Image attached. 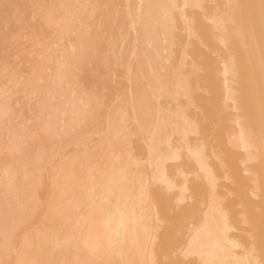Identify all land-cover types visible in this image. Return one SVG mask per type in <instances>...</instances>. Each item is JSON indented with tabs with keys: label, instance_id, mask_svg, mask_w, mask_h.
<instances>
[{
	"label": "bare ground",
	"instance_id": "bare-ground-1",
	"mask_svg": "<svg viewBox=\"0 0 264 264\" xmlns=\"http://www.w3.org/2000/svg\"><path fill=\"white\" fill-rule=\"evenodd\" d=\"M34 1L28 3H34L38 11V18L34 7L31 11L37 22L31 16L18 18L27 15L22 14L26 9L17 17L10 12L9 18L18 21H9L6 29L12 33L17 29L19 35L15 33V39L4 28L0 36V48L9 50L11 44L15 48L20 46L21 28L27 26L28 30H22H30L25 36L32 45L26 43L27 38L21 41L27 49L33 47L32 54H42L34 59L40 68L35 61V67L31 63L18 68L19 60L27 55L16 56L13 50L8 52L9 60L17 63V73L31 66L36 73L45 71V76L35 71L33 76L32 67L23 71L28 78L26 83L22 77L17 82L23 91L13 99L8 92L13 91L11 86H4L11 83L0 66L6 80L0 81L5 83L0 85L5 89L0 90V135L3 130L7 133L6 137L3 132L4 142L3 134L0 139L6 143L0 145V264H264V0H130L134 3L126 4L127 11L118 7L120 0ZM2 2L0 11L5 10ZM0 14L3 17L4 11ZM30 18L34 24L28 27ZM20 19L27 25L19 26ZM43 29H51L54 36L55 31L75 32L73 42L70 32V37L65 35L71 42L63 44L68 49H62L58 61L51 55L53 41L48 44L50 31L45 34ZM39 35L47 36L45 41L37 40L42 38ZM35 39L38 45L33 46ZM23 45L20 52L27 54ZM131 56L132 63L125 60ZM122 60L131 71L128 100L124 96L128 83L120 87L124 93L119 96L121 89L115 85L119 81L113 80L121 74L122 80L126 77V65L117 75L111 66ZM43 67L49 72L42 71ZM41 78L51 82L46 81L55 88L49 86L55 92L51 96L56 95L46 93ZM109 85L119 97L107 99ZM176 90L184 99L171 108L170 101L181 96ZM12 100L17 101L10 105ZM104 107L108 118L100 127L107 128L100 134L90 125L105 115L101 113ZM32 109L39 117L34 126L33 113L28 112ZM25 117L30 120L24 122ZM131 123L140 130L137 138L144 141L140 143L143 148L139 139L132 144L130 136L137 134ZM90 129L99 134H94L97 138H92V144L89 131L85 133ZM81 131L87 139H80L88 145L76 142L87 149L77 144L80 152L75 146V152L68 148L71 153L68 150L62 164L56 157L53 167L60 165L45 175L47 192H43L42 204L37 193L43 189L40 170L46 158ZM173 132L181 134V139H186L187 132L195 135L164 175L165 159L176 157L169 140ZM161 142L172 147L173 157L164 155L167 147L160 146ZM137 145L145 150L142 158ZM58 156L64 158L61 152ZM47 167L49 171L50 164ZM39 203L44 206L41 218L37 215L38 221L34 226L29 223L27 230V216L33 219ZM21 220L26 231L15 244L12 238Z\"/></svg>",
	"mask_w": 264,
	"mask_h": 264
},
{
	"label": "rangeland",
	"instance_id": "rangeland-1",
	"mask_svg": "<svg viewBox=\"0 0 264 264\" xmlns=\"http://www.w3.org/2000/svg\"><path fill=\"white\" fill-rule=\"evenodd\" d=\"M3 1L6 2L7 0H3ZM35 1H36V0H35ZM35 1H34V2H35ZM80 1L83 2L82 0H80ZM80 1H79V0H77V1L75 0L74 2H75V3H78V2H80ZM84 1H85V0H84ZM121 1H122V2H121ZM131 1H134V0H131ZM131 1H130V0H129V1H128V0H124V2H123V0H120L119 3H121L122 5L120 4L121 6L119 5L118 7H120V8L123 7V9H121V10L127 11L128 9H127L126 4H128V3H132V4H133L134 2H131ZM0 2H2V1H0ZM7 2H10L11 4H10V5H7V4H9V3H3V2L1 3V4H4L3 6H4V9H5V10L0 11V13L4 11L3 17H2V15L0 14V15H1V17H0V30H1V31H0V36L2 35L3 30H4L5 32H6V30H7V33H8L9 31H10L9 33H12L11 29H6V28L8 27V26H7V25H8V22H9V21L11 22V21H13V20L15 19V18H14L13 20H11L12 18H9V17L11 16V13H10V12H13V14H12L13 16H11V17H14L15 15H16V17H17L18 14H21V13L23 12L22 10L26 9V10H24V12L22 13V14H24V13L26 12V14H27V15H25L26 18H25V17L22 18V15H21V16H18V18H21L22 20H23V19L27 20V18L31 16L34 20H33L32 18H30V21L28 20L29 22H31V24H30V23L28 24V27H31V25L35 23V21H36V19L38 18L39 15H38V11H36V9H35V7H34V6H35L34 3L30 4V3H31V0H30V1H29V0H8ZM28 2H30V3H28ZM32 2H33V0H32ZM26 3H27V4H26ZM84 3H85V2H84ZM5 4L8 6V11H9L10 14L7 13L8 11H6L7 9H6V5H5ZM18 4L20 5V7H19ZM25 4H26V5H25ZM132 4H131V5H132ZM16 5H17V6H16ZM33 5H34V6H33ZM124 5H125L126 7H125ZM3 6H2V7H3ZM21 6H22V7H21ZM24 6H26L27 8L24 7ZM33 7H34V9H35V12H33V13L37 15V18H36V17L34 18L33 16H35V15L31 12L32 10L34 11V9H32ZM124 8H125V9H124ZM2 9H3V8H2ZM0 10H1V9H0ZM117 10H119V8H117ZM5 13H7V15H6ZM17 13H18V14H17ZM28 13H29V14H28ZM31 13H32L33 16L31 15ZM5 15H6V18H4ZM23 16H24V15H23ZM2 18H3V19H2ZM21 19L19 20V21H21L19 26H21V25L23 24V22H22ZM28 19H29V18H28ZM16 20H17V18L15 19V21H16ZM25 20H24V24H23L24 26H25V24L27 25V23H28V22H26ZM32 20H33L34 23L32 22ZM37 20H38V19H37ZM55 20L57 21V24H56V25H58V23L60 22V18L57 17ZM61 20H62L61 22H63V19H61ZM79 20H80V19L74 18V21H75L76 23H78ZM17 21H18V20H17ZM56 21H55V22H56ZM36 22H37V21H36ZM59 24H60V23H59ZM54 25H55V24H54ZM19 26H18V27H19ZM18 27H17V28H18ZM26 27H27V26H26ZM26 27H22V28L28 30L29 28H26ZM55 27H56V26H53V31L56 30ZM4 28H5L6 30H5ZM20 28H21V27H20ZM20 28H18V29L20 30ZM22 28H21V30H22ZM51 29H52V28H51ZM51 29H48V31H50L51 36H49L50 34H49V35L47 34L48 31H47L46 29H45L46 32L44 31V29H43L42 31H44L43 33L47 34V36L49 37V39L51 38L50 41L48 40V44H50L49 42H51V40L53 41V43L51 42L53 45L50 44V46L52 45L53 48H54L55 50H56V49H57V50L55 51V50H53L52 48H49V51H50V50H53V51H54V52L51 51V55H52V53H53V54H54V57H55V56L57 57V55H58L57 58L55 57V61H58V59H61V58H62V53H63V52H62V49H63V48H66L65 45H66V44L69 45V42H68V41H70V39L73 38L74 35L72 36V33L75 34V32H74V31H75V28L73 29L74 31H72V33L69 31V32L71 33V34H70L71 37H70V35H67L69 32H67V34H66V33H58V34H57L56 31L54 32V34H55V36H54L53 33L51 32ZM129 29H131V28H129ZM16 30H17V29H15V31L13 30V31H14L13 33H14V34H13V33H12V34H13L14 36H15V33L18 31V30H17V31H16ZM21 30H20V32H19V33H21V37H19V39L22 38V39H23V42H24V40L27 38V42H26V43L29 42V44H31V42H32V41H30L31 38L26 37L27 35H29L30 30H29L28 33H27L26 30H25V31H24V30L21 31ZM57 30H58V27H57ZM40 31H41V30L39 29L38 32H40ZM22 32H23V34H22ZM129 32H130V30H129ZM7 33H6V34H7ZM26 33H27V34H26ZM43 33H42V34H43ZM12 34H10V35L12 36ZM16 34L19 35L18 33H16ZM25 34H26V36H25ZM40 34H41V32H40ZM10 35H9V36H10ZM23 35H24V37H23ZM43 35H44V34H43ZM61 35H63L64 37H65V35H67V36L70 37V39H67V38H66L67 36H66V37H65V38L67 39V40H66V39H65L63 36H61ZM39 36H40V35H39ZM47 36H46V37H47ZM59 36H60V37H59ZM40 37H42V36H40ZM43 37H45V36H43ZM43 37H42V38L37 37V40H40V39L44 40ZM46 37H45V38H46ZM55 37H56V38H55ZM14 38L16 39V36H15ZM17 38H18V37H17ZM28 38H29V41H28ZM38 38H39V39H38ZM61 38H62V39H61ZM22 39H21V40H22ZM21 40H18V42H20V46H19V45L16 46V47L18 48V52H17L16 47L13 48V47H14V44H11V43H10V44H11V47H12L13 49L10 47V45H8V46L11 48V49L9 48V50H8V48H5V47H4V48H3V47L0 48V49L3 48V49L0 51V66H2L3 69H2V71H1V70H0V71L4 73V70H5V74H6V75H4L3 73H2V75L4 76L5 79H7V80L9 81V83H11V85L8 83V84H9L8 86H6L7 83H6V85H4V84H5L4 82H5L6 80L2 77V75H0V76L2 77V79H0V81H1V80L4 81V82H2V84H0V85H1V86L4 85L5 88L11 86V90L13 89V91H8V92H9V93L11 92V96H10V97H13V99H14V97L16 96L17 93H21L20 90L22 89V88L20 89V87H21L20 84H19L20 86L17 85V84H18L17 82H21L22 79H23V80H24V79L27 80L28 77L23 76V75L25 74L24 72L29 71L30 68L32 67V66H31L30 68L28 67L29 70L25 69L26 71H24V70H23L24 72H23V71H22V72H19V71H18V73H17V72H16V70H17V69H16L17 66H19L18 68H22V69L25 68V67L22 66V65L25 66V64H26V66H28V64L31 65V63H32V64L34 65L33 67H35L36 65L38 66L37 61H35L34 59H36L35 56H38V57H39V55H40V53H39V55L36 54V53L38 52V51H37V50H38V49H37L38 46H37L36 48L34 47V48L36 49L35 51H37L36 53L34 52V53L36 54V55H34V54H32L33 52H32V53L29 52V50H30L31 48L33 49V47H31L30 49H27V47H26L25 44H24L25 42L23 43ZM37 40L35 39V44H34L33 46H36V43H37V45H38ZM60 40H61V41H60ZM25 41H26V40H25ZM33 41H34V40H33ZM44 41H45V40H44ZM55 41H56L57 43H54ZM62 41H63V42H62ZM66 41H67L68 43H66ZM71 41H72V39H71ZM71 41H70V42H71ZM21 42H22V43H21ZM72 42H73V41H72ZM33 43H34V42H33ZM39 43H40V42H39ZM46 43H47V42H46ZM46 43H45V44H46ZM59 43L62 44V47H61V45H60ZM21 44H22V45L24 44L23 46H25V47H23V48L25 49V51H26V49L28 50V51H27V52H28L27 54H25L26 52L24 53V51H23V53H21L22 50H23V49H22V50L19 49V48L21 47ZM29 44H26V45L30 46ZM42 44L45 45L44 42H43ZM42 44H41V45H42ZM54 44H55V46H54ZM63 44H65V45L63 46ZM5 45H7V44H5ZM31 45H32V44H31ZM39 45H40V44H39ZM41 45H40V46H41ZM43 45H42L40 48H44ZM46 45H47V44H46ZM57 45H59V46L57 47ZM72 45H73V44H72ZM72 45L70 46V48L72 47ZM3 46H4V45H3ZM6 47H7V46H6ZM48 47H49V46H48ZM67 47H68V46H67ZM46 48H47V46H46ZM46 48H44V49H46ZM70 48H69V49H70ZM4 49H5V50H4ZM6 49H7V50H6ZM58 49H59V50H58ZM66 49H68V48H66ZM12 50H13V53H16V56H20V55L22 54V57H24L25 55H27V57L30 58V61H29V58H27L26 56H25L23 59H21V58H20L21 56H20V57H18V58H16V59H17V60H18V59H21L22 61L19 60V62H21V63H18L17 66L14 65V64H17V63L12 64V61L9 60V58L11 59V55L8 54V52H10V51L12 52ZM14 50H15L16 52H14ZM47 50H48V48H47ZM60 50H61V51H60ZM5 51H6V52H5ZM20 51H21V52H20ZM33 51H34V50H33ZM39 51H40V50H39ZM57 51H60V55H59V52H57ZM66 51H69V50H66ZM4 52H5V54H4ZM11 52H10V54H11ZM19 52H20V54H17V53H19ZM40 52H41V51H40ZM70 52H71V51H70ZM2 53H3V54H2ZM6 53H7V54H6ZM68 53H69V52H68ZM68 53H66L65 55H67ZM1 54H2V55H1ZM23 54H24V55H23ZM5 55H7V56L9 55L8 58H5V57H7V56H5ZM30 55H31V56H30ZM41 55H42V54H41ZM41 55H40V57H41ZM16 56H15V57H16ZM32 56H33V57H32ZM60 56H61V57H60ZM12 57H13V55H12ZM59 57H60V58H59ZM25 58H26V59H25ZM186 58H187V60H188V57H186ZM14 59H15V58H14ZM16 59H15V61H17ZM37 59H38V58H37ZM53 59H54V58H53V56H52V60H53ZM56 59H57V60H56ZM63 59H64V55H63ZM129 59H130V61H129ZM132 59L134 60V58H132V56H131V57H127V58H125V60H128V61L131 62V63L133 62ZM7 60H8V61H7ZM12 60H13V59H12ZM24 60H25V62H24ZM40 60H41V58H40ZM9 61H11V62H9ZM32 61H33V62L35 61L37 64L35 63V64H36V65H35ZM22 62H23L24 64H23ZM27 62H28V63H27ZM59 62H61V61H59ZM124 62H125V64H123V60H122V63H121V62H119V63H118V62H115V63H113L115 66H114V65H111V66H112V68H113L112 70H114L113 73L116 72L115 75H117V74L119 73L120 69H122V65H126V66L123 67V69L125 68V72L123 71V73H125V75H126L125 78H126V79H125L124 77H123L124 80H122V78H120V77L122 76V74L119 75V77H117V76H115V77L112 76V77L117 79V80H116V79H113V80H115V83H116V81H119V84H118V83L115 84V85L118 86V88H117L116 90H119V91H120V89H121V91L119 92V94H120V93H124V92H122L123 89L120 88V87H123V86H125V85L128 83V86H125V88H124V89H125V94H124V96H126V99L128 100V98H127V97H128V91H129L128 88H129V85L131 84V83H130L131 80L129 81V78H130V77H129L128 75H130V74L128 73V70H129V69H127V62H126V61H124ZM10 63H11V64H10ZM39 63H40V61H39ZM116 63H117V65L121 63V66H117ZM174 64H175V63H174ZM174 64H173V66H174ZM12 65H14V66H16V67H12ZM20 65H21V67H20ZM177 65H178V64H177ZM177 65H175V67H177ZM39 66H40V65H39ZM39 66H38V67H39ZM33 67H32V69H33ZM38 67H37V68H38ZM0 68H1V67H0ZM26 68H27V67H26ZM39 68H40V67H39ZM39 68H38V70H39ZM41 68H42V67H41ZM50 68H51V67H50ZM117 68H119V69H117ZM15 69H16V70H15ZM44 69H45L46 71H48V72H49V70H50L49 68L46 69V68L43 67L42 71H44ZM115 69H116V70H115ZM181 69H183V66H180L179 70L181 71ZM40 70H41V69H40ZM20 71H21V70H20ZM33 71H35V70H34V69H33V70H30V73L32 72V73H31L32 75H33V73H34ZM51 71H52V69H51ZM129 71H130V70H129ZM1 72H0V73H1ZM120 72H122V70H121ZM130 72H131V71H130ZM19 73H20V74L23 73V74L20 75ZM37 73H38V72H37ZM37 73H36V71H35L34 74H37ZM41 73H43L44 76H45V71H44V72H41ZM41 73H38L37 75H39V74H41ZM50 73H51V72H50ZM127 73H128V74H127ZM28 74H29V72H28ZM28 74H27V75H28ZM43 74H42V76H43ZM46 74H47V77H48V74H49V73H46ZM79 75H80V74H79ZM79 75H78V76H79ZM112 75H113V74H112ZM123 75H124V74H123ZM125 75H124V76H125ZM5 76L8 77V78H6ZM28 76H30V75H28ZM33 76H34V75H33ZM49 76H50V75H49ZM51 76H52V75H51ZM72 76H73V75H72ZM72 76H71L72 81H75V82H76L78 79H77V80H73V79H76V76H77V75L75 76V78H73ZM130 76H131V75H130ZM1 77H0V78H1ZM21 77H22V78H21ZM23 77H25V78H23ZM47 77H45V78H46V79L49 78V80H51L50 77H48V78H47ZM81 77H82V76H81ZM128 77H129V78H128ZM20 78H21V80H20ZM39 78H40V77L38 76V79H39ZM43 78H44V77H43ZM77 78H78V77H77ZM84 78H85V77H84ZM118 78H120V79H118ZM127 78H128V79H127ZM41 79H42V78H41ZM41 79H40V81L43 83V81H44L45 79H42L43 81H42ZM80 79H81V78H80ZM82 79H83V78H82ZM130 79H131V78H130ZM23 80H22V81H23ZM127 80H128V82H127ZM40 81H39V82H40ZM46 81H47V80H45V83H44L45 86H46V88H48L46 93H47V94L50 93V96H51V93H55V92H52V88H51V87H53V85H52V86H51V84L49 85L48 83H46ZM83 81H84V80H83ZM121 81H122V82H121ZM24 82L26 83L25 80H24ZM24 82H23V83H24ZM47 82L51 83L50 81H47ZM77 82H78V81H77ZM77 82H76V83H77ZM80 82H81V85H82V84H83V83H82V80H81ZM80 82H79V83H80ZM111 82H112V81L110 80L109 84H111ZM113 82H114V81H113ZM120 82H121V84H123L122 86H121ZM124 82H126V84H125ZM178 82H179V81H178ZM178 82H177V84H179ZM23 83H21V84H23ZM52 83H53V81H52ZM129 83H130V84H129ZM44 84H39V85H42V86H43ZM84 84H85V83H84ZM112 84H114V83H112ZM23 85H24V84H23ZM174 85H175V84H174ZM174 85H171V86L174 87ZM42 86H40V87H42ZM49 86H51V87H49ZM117 86H116V87H117ZM171 86H170V87H171ZM112 87H113V86H112ZM116 87H115V88H116ZM173 87H172V88H173ZM176 87H178V86H176ZM2 88H3V87H1V89H2ZM42 88H43V87H42ZM44 88H45V87H44ZM50 88H51V89H50ZM53 88H54V87H53ZM113 88H114V87H113ZM113 88L110 89V85H109L108 89L105 90L106 92L108 91V95H107L108 97H107V99H109V96H111V97L114 96V99H115V96H116V95L118 96V92H117V91H115V93L111 92V91L114 90ZM119 88H120V89H119ZM172 88H170V92H169V94L172 93L171 91H173V89H174V88H173V89H172ZM1 89H0V90H1ZM18 89H19V90H18ZM3 90H4L3 92H5V89H4V88H3ZM9 90H10V89H9ZM25 90H26V89H25ZM45 90H46V89H45ZM45 90H44V91H45ZM70 90L72 91L73 89H70ZM178 90H179V88H178ZM178 90H176V91H177V92L179 93V95H181V96L178 97V96H177L178 93H177V94H174V95H176V96L178 97V98H177V97L175 96V97H176V98H175V101H176V102L173 103L174 98H173V100H171V98H169L170 96L168 95V98H167V99H168V100H169V99L171 100L170 103H169L170 105H169V104H168V105L171 106L172 104H174V105H172L171 108H173V106L175 107L176 104H180L179 102L177 103V100L179 101V99H182V100L184 99V95L182 96V94H181L180 91H178ZM21 91H23V89H22ZM53 91H55V88H54ZM8 92H7V89H6V93H7V94H8ZM109 92H110V93H109ZM173 92L175 93V89H174ZM6 93H5V94H6ZM70 93H73V92H70ZM111 93H113V94L110 95ZM126 93H127V94H126ZM105 94H106V93L103 94V95H104L103 98L106 96ZM54 95H56V94H53V96H54ZM170 95H171V97L173 96L172 94H170ZM8 96H9V94H8ZM53 96H51V97H53ZM117 96H116V97H117ZM119 96H122V94H120ZM119 96H118V97H119ZM164 96H165V95H164ZM111 97H110L109 100H111ZM55 98H56V97H55ZM55 98H53V100H54ZM161 98L163 99L164 97L161 96ZM161 98H159V99H161ZM11 99H12V98H11ZM11 99H10V100H11ZM107 99H106V100H107ZM112 99H113V97H112ZM159 99H158V100H159ZM162 99H161V100H162ZM167 99H166V97H165V102H166ZM103 100H104V99H103ZM168 100H167V102H169ZM15 101H17V100H15ZM15 101L13 102V100H12V102H9V104L11 105V103H15ZM112 101H113V100H112ZM159 101H160V100H159ZM163 101H164V99H163ZM163 101H162V103H163ZM180 101H181V100H180ZM107 102H108V100H107ZM107 102L105 101V103H107ZM115 102H116V101L114 100V103H115ZM160 102H161V101H160ZM171 102H172V104H171ZM108 103H109V102H108ZM108 103H107V104H108ZM112 103H113V102H112ZM112 103L110 102L111 105H112ZM17 104H18V102H17ZM165 104H166V103H165ZM165 104L163 103V106H165ZM15 105H16V104H15ZM18 105H19V104H18ZM19 106H20V105H19ZM17 107H18V106H17ZM165 107H168V106H165ZM14 108H16V107L14 106ZM24 108H25V107H24ZM104 108H105V107H104ZM104 108H102V109H104ZM106 108H107V107H106ZM106 108L104 109V111L102 110L103 112H101V113H104V112H105V115H104V114H103V115L100 114L101 116H103V117H102V118H103V122H102V124L99 125V121L101 120V119H100L101 116L99 115V116H100L99 119H95V120H94V124H91V125H90V126L94 125L93 127L96 126L95 128L97 129V131H98L100 134H103V133H104V130H105L104 128H107L106 125L103 126V127H100V126L106 124V123H105V122H106V119H105V121H104V117L107 116V114H106L107 109H106ZM108 108H109V107H108ZM32 110H33V109H32ZM105 110H106V111H105ZM24 112H27V109H26V111H25V109H24ZM28 112L31 113V114L33 113L32 116H31V120H32V121L34 120V121H33V123H31L30 121H29V122L32 124L31 126H34L35 124H37V122H36L35 119H36V118H39V117H36L35 115H38V114H35L34 110H33L32 112H30V110H29ZM29 113H26V115H25V114H24V115H25V116H27V114H28V116L31 115V114H29ZM29 118H30V117H29ZM106 118H108V116H107ZM21 120H22V119H21ZM28 120H30V119H27V120H26V117H25L24 122H25V121H28ZM38 120H39V119H37V121H38ZM96 121H98V122H96ZM100 122H101V121H100ZM21 123H22V121H21L20 124H19L20 126H21ZM30 123H28L29 126H30ZM34 123H35V124H34ZM97 123H98V125H99L98 127H97ZM107 123H108V119H107ZM23 124H26V123H23ZM23 124H22V125H23ZM95 124H96V125H95ZM131 124H133V123H131ZM90 126H88V127H90ZM23 127H24V126H23ZM88 127H87V128H88ZM130 127H131V129H134V132H135V130H136L135 135L137 134L136 136H134V135L130 136L131 139H132V141H133L132 144L135 145V144L137 143L138 139H139L141 142L139 141L138 143H139V144L141 143V144L144 145V143H143L144 141H142V139H140L139 137L137 138V136L140 135V134L138 135V133H140V132H139L140 130H139V131L137 130V126L135 125L136 129L134 128V124H133V128H132V126H130ZM138 129H139V128H138ZM0 130H1V129H0ZM90 130H91V129H90ZM90 130L85 131V133H87L88 131H89L88 133H90ZM97 131H96V133H95V132H93V129H92L90 134H92L93 136H91V137L88 136V133H87V137L90 138V140H89V139H88V140L91 141V142H90L91 144L95 141V140L93 141V139H96V138H97V137H94V134H97ZM137 131H138V133H137ZM3 132H4V130H3ZM3 132L1 131V135L3 134ZM4 133H6V132H4ZM80 133H81V134H80ZM85 133L83 132V136H82V131H81V132H79V136H78V134H77V135L75 134L77 137H76L75 135L69 137V138L67 139V140H68L67 143L65 144L66 146H67V144H69V145L67 146V150H66V148H64V147H66L65 145H64L63 148L60 146L62 149H64V151H63V150L60 151V149H59L60 147H59V148L56 147V150H57V153H56V154H57V155L54 154V153H52L55 157H54L53 155H51V156H53V157H51V156L49 155L50 157L48 156V157L46 158L45 162H46L47 164L44 163V169L40 170V172H41L40 174H41V175L39 174V175L41 176V178L39 177L40 180L42 179V181H43V182H41L42 185H40V186H42V187H40V186H39V187H40L41 189H42V188H43V189H42V191H41L40 188H39L38 190H36L37 192H40V191H41L40 193H37V194H38V195H39V194L42 195V197L39 195V197H40L41 199L38 197V198L40 199V201H41L42 204H43V202H44L42 198H44L43 195H45L43 192H45V189L47 188V183H46V180H45V178H47V177H46L45 175H47V173H50V170H51V169L54 170L58 165L62 164L63 161H65V159H66V154H67V156H69L68 153H69V152L71 153L70 149L72 148L73 151L75 150V148H73L74 146L77 148V149H76V152H80V151H81V150L78 148L79 146H81V149H82V150H83L84 148H86V147H84V148L82 147V145H84L85 143H86L85 145H88V144H87L88 141L85 140V139H83L84 137L86 138V135H84ZM132 133H133V132H132ZM132 133H131V134H132ZM175 133H176V132H175ZM175 133L173 132V133H170V135H169V140L171 139L170 141H171V143H172L173 145H172L170 142H169V143H170L171 146H173V149H172V147H168V146L164 145V142H161V143H160V146H163V145H164V146H166V147L168 148V149H167L166 147L163 146L164 148H166V151H167V154H164V155H167V156L173 157L174 155H173L172 153L176 152V153L179 154V156H177V154L174 153V154L176 155L175 158H166V159H165V161H164L165 164H164V167H163V173H164V175H167L168 172H169V170L173 168L172 166H173L174 164H176L175 162H177V160L180 159V156H182L181 154H183L182 151L184 150V153L186 152V150H185V149H186V148H185L186 146H185V145H187L188 141L191 140L190 138H192V136L195 135L194 133H191V132H190L191 135H189L190 133L187 132V133H186L187 136L185 135V136H186V137H185L186 139H181V138L178 137V136H180L181 134L179 135V134H175ZM133 134H134V133H133ZM173 134H174V135H173ZM1 135H0V136H1ZM3 135H4V136H3L4 139H2V140H3V142H4V140H5L6 137H7V133H6V137H5V134H3ZM80 135H81V136H80ZM97 135L99 136V134H97ZM97 135H95V136H97ZM176 135H177L178 138L173 139V137H175ZM3 137L1 136L0 139L3 138ZM75 137H76L77 139H75ZM80 137H83V138H81L82 141H81ZM134 137H135V142H134ZM182 137H184V136H182ZM78 138H79V139H78ZM92 138H93V139H92ZM86 139H87V138H86ZM178 139H179V140H178ZM180 139H181V140H180ZM76 140H79V141H77V142H81L80 144H82V143H83V144H82V145H80L79 143L77 144ZM172 140H173V141H172ZM174 140H176V142H175ZM177 140H178V141H177ZM182 140H183V141H182ZM186 140H187V141H186ZM0 141H1V140H0ZM70 141H71V144H72L73 146L69 143ZM85 141H86V142H85ZM181 141H182L184 144H182ZM185 141H186V142H185ZM177 142H178L179 144H178ZM1 143H2V142H0V145H1V146L4 145V144L6 145V143H4V144H3V143L1 144ZM169 143H168V144H169ZM55 144H56V143L52 144L53 147H55V146H54ZM76 144L78 145V147L76 146ZM139 144H138V145H139ZM141 144H140V147L143 148V146H141ZM168 144H167V145H168ZM138 145H137V146H138ZM174 145H175L176 147H175ZM178 145H179V146H178ZM180 145H181V146H180ZM183 145H184V148H185V149H183ZM137 146H136V148H139V146H138V147H137ZM177 146L179 147V149H178ZM87 147H90V146H87ZM68 148H70V149H68ZM142 148H139V149H141V153H140V151L137 152V154H139L138 157H140V158H142V156L144 155V154H142V153L145 151L144 149L142 150ZM169 148L172 149L174 152L171 153L172 150L170 151ZM175 148H176V149H175ZM251 148H252V147H251ZM86 149H87V148H86ZM58 150H59V151H58ZM65 150H66V153H65ZM68 150H69V152H68ZM84 150H85V149H84ZM133 150H134V151H137V150H135L134 148H133ZM175 150H176V151H175ZM181 150H182V151H181ZM241 150H243V149H241ZM252 150L254 151V149H252ZM54 151H55V150H54ZM62 151H63L64 153H63ZM73 151H72V152H73ZM177 151H178V152H177ZM243 151H244V150H243ZM60 152H61V154H64V158H63V159H62V157L58 156V155H60ZM74 152H75V151H74ZM70 153H69V154H70ZM3 155H5V153H3ZM141 155H142V156H141ZM7 156H8V155H7ZM56 157H59L57 160L59 161L60 164H59V163L56 164L57 166L54 168V167H53V164H54V163H57V161H56ZM177 157H178V158H177ZM59 159H61L62 161L59 160ZM67 159H68V157H67ZM53 160H54V161H53ZM69 160H70V158H69ZM175 160H176V161H175ZM174 161H175V162H174ZM52 162H53V163H52ZM49 164H50V167H51V168H49V171H48V167H47V166H49ZM51 164H52V166H51ZM145 164H146V163H145ZM45 165H46V166H45ZM54 166H55V165H54ZM52 167H53V168H52ZM58 168H59V167H57L56 169H58ZM56 169H55V170H56ZM143 169L146 170L147 168L144 167ZM45 170H47V172H46ZM55 170H54V171H55ZM147 170H148V169H147ZM45 172H46V173H45ZM51 172H53V171H51ZM147 172H149V171H147ZM43 174H44V175H43ZM149 177H150V175H149ZM149 179H150V178H149ZM44 180H45V182H44ZM155 181H157V180H155ZM152 182H154V181H152ZM152 182H149V183H152ZM158 182H159V181H157V182H155V183H158ZM155 183H154V184H155ZM46 190H47V189H46ZM46 192H47V191H46ZM46 192H45V193H46ZM45 197H47V196H45ZM45 199H46V198H45ZM45 199H44V200H45ZM42 201H43V202H42ZM42 204L39 203V205H37L38 207L36 206L37 209H35V211L39 209L38 211L35 212V211L32 210V211L35 213V215H34L35 218L33 217V219H32L31 216H30L31 218H30V217L28 218V216H27V219H28L30 222H29V221H25V222H26V223L28 222V225H27V224L25 225V222L22 221L23 219L21 220L22 222L18 221L19 224H17V226L15 227V230H16L17 232H14V237L12 236V237H13V238H12V242L15 241L14 243L16 244L17 240L19 241L20 237H21L23 234H25V231H26V230L24 231L23 229L25 228V229L29 230V229H28V228H29V223H30V225L34 226V225H35V224H34V221H36V222L38 221V218H39L38 216H40V218H41V212H40V211H42V210H43V207H44ZM44 204H45V202H44ZM31 209H32V207H31ZM28 211H29V210H28ZM32 211H31V212H32ZM33 212H32V213H33ZM32 213H31V214H32ZM34 213H33V214H34ZM26 214H28V212H27ZM29 214H30V213H29ZM33 214H32V215H33ZM39 214H40V215H39ZM37 215H38V216H37ZM23 217H24V216H23ZM37 217H38V218H37ZM31 219H32V220H31ZM24 220H25V219H24ZM18 222H17V223H18ZM23 223H24V225H25V226L23 225L24 228H23V226H22ZM19 226H21V227H19ZM32 226H30V228H31ZM18 228H19L20 230H19ZM22 228H23V229H22ZM15 230H14V231H15ZM22 230H23V231H22ZM19 232H20V233H19ZM23 232H24V233H23ZM17 236H18V237H17ZM16 238H17V239H16ZM15 239H16V240H15ZM13 240H14V241H13ZM153 241H155L154 238H153ZM14 246H15V245H14ZM151 246H153V244H151Z\"/></svg>",
	"mask_w": 264,
	"mask_h": 264
}]
</instances>
